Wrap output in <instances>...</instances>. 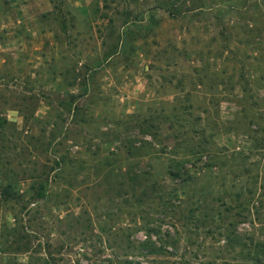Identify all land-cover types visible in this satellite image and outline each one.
Instances as JSON below:
<instances>
[{
    "label": "rangeland",
    "instance_id": "rangeland-1",
    "mask_svg": "<svg viewBox=\"0 0 264 264\" xmlns=\"http://www.w3.org/2000/svg\"><path fill=\"white\" fill-rule=\"evenodd\" d=\"M175 108L200 145L158 153L140 121L161 140ZM263 129L264 0H0V264H256L255 247L220 253L209 217L264 194V140L246 136ZM173 154L191 183L168 178ZM149 167L166 183L129 187ZM257 204L238 231L264 243ZM149 227L174 254L147 253Z\"/></svg>",
    "mask_w": 264,
    "mask_h": 264
},
{
    "label": "trees",
    "instance_id": "trees-1",
    "mask_svg": "<svg viewBox=\"0 0 264 264\" xmlns=\"http://www.w3.org/2000/svg\"><path fill=\"white\" fill-rule=\"evenodd\" d=\"M224 1L229 2L230 0H224ZM68 108L70 111L74 109L71 104L70 106H68ZM165 119H168L169 122L166 128L165 127L161 128V131L165 135V137L161 140L157 138V130L151 132L149 129L151 128L150 125H148L147 123H144L145 121L141 120L140 121L141 123L139 125L142 135L149 134L153 138L154 142L163 144L164 147H163L162 152H158V153H164L168 155V152H171V149H172V152L176 153L175 152L176 150L178 151L180 149H188V148L190 149L189 152H191L193 151L192 146L194 144L200 145V143H196V141L190 138V136L188 135V130H189L188 127L193 129V131H197L196 130L197 125L194 122H191V123L184 122L181 117L179 108H175V110L168 113L165 116ZM237 123L240 124L241 119L238 120ZM261 132H256L255 135L246 134V136L250 139H254L255 136L259 134L262 137L261 140H264V129ZM171 139H173L172 141V143L174 144L173 147L172 145L169 144ZM130 142H133V141L130 140ZM147 142L149 143V141L144 140V143H147ZM262 148L264 149V147ZM143 153H145V151H143L141 146L135 145L134 142L129 145L128 154L130 155V157H136L139 155L143 157L144 155H146ZM204 153L205 151L202 152L201 154H204ZM201 154L199 155V158H198L199 160H200ZM176 155L178 154H175V155L173 154V157L167 158L168 159L167 175H168V178L173 181L179 178H182L181 179L182 181L180 182L181 183L180 186H184V182L191 183V181L194 180V176L191 175L190 169H187L185 167V164L188 162H191L192 160L186 157V156H189V154L180 155L182 157H178ZM219 155L221 156L219 157ZM222 158H223L222 154H217V153L213 154L209 149V164L207 165L209 166L210 173L214 174L215 171L213 168H216V167L220 168V167L225 166L224 161H221ZM193 167H198L196 166V162L194 163ZM154 170H152V167H149L147 170H141V171L131 169V172L130 171L128 172L130 174V176H128L129 187H134L135 185H138V186L145 185L143 190L150 192V194L156 192V190L160 189L162 184H165L167 180L160 177V174L156 172L155 168ZM222 170L223 169H221L220 171ZM211 177L213 178L214 175H211ZM10 188H12V185L4 189L1 192V194H3V196L5 195V197L8 195H11L12 191L10 190ZM262 190H264V188ZM250 194L251 196L249 197H243L242 193L236 192L234 198L232 197V200L230 201V203H226L227 206L225 207L224 210L222 211L218 210V212H214L215 215L218 214L220 216L209 217V221H210L209 234H212L214 236L218 234L221 237H223V240H224L223 244L222 245L219 244L220 253L222 251L227 252V253H232V252L238 251L239 249L246 250V249H251L255 247V251L257 252L254 255V257L251 258L252 261L256 264H264V243L256 242L254 239H251L252 241L248 242L247 238L243 237V234H240L238 231L239 223L246 222L248 221V219H252L251 224L256 225L257 223H260L258 222V220H256V217H254L253 214L255 215L254 211L258 205L257 203L261 202V198H264V194L263 195L262 193L258 194L257 192H254V191H252ZM39 195L43 196L44 194L42 193ZM163 203H164L163 212H165L166 215L168 214V212L171 214H175L176 212L178 213V210H175L177 209L176 206L175 205L171 206L170 204L171 201L169 202L165 201ZM173 217L175 216L173 215ZM238 217L240 218L238 219ZM172 225L176 230V226H177L176 223ZM154 231H157V230L149 227L147 229V232H148L147 237L149 240L146 241L145 243H142L144 247H147L149 249L147 253H150L153 255H157L161 253H164L166 255L174 254L173 251L167 250L168 249L167 243L163 241L164 238H161V241L163 242L159 244V247L157 246L156 241L151 240L152 239L151 236L154 233ZM165 237H167L165 239H168L169 235L165 234ZM175 247L176 246L173 245V248ZM209 257H210L209 262H205V263L201 262V259L199 258L200 264H229L233 262V261H230L229 259L222 258V256L220 257L214 256L213 254H209ZM220 258L222 259L220 260ZM185 264H189V263H185Z\"/></svg>",
    "mask_w": 264,
    "mask_h": 264
}]
</instances>
